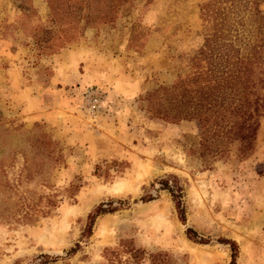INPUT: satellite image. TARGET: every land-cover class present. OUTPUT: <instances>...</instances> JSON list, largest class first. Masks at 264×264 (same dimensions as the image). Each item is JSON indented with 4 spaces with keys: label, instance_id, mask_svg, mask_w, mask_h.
Here are the masks:
<instances>
[{
    "label": "rangeland",
    "instance_id": "374dc122",
    "mask_svg": "<svg viewBox=\"0 0 264 264\" xmlns=\"http://www.w3.org/2000/svg\"><path fill=\"white\" fill-rule=\"evenodd\" d=\"M203 1L135 0L110 25L41 57L29 36L45 24V1L23 13L0 0V264H229L224 239L236 245L234 264H264V116L248 157L231 149L204 168L185 152L196 122L141 110L144 94L188 73L208 29ZM171 175L183 223L159 184ZM98 205L113 211L86 236Z\"/></svg>",
    "mask_w": 264,
    "mask_h": 264
},
{
    "label": "trees",
    "instance_id": "16d2710c",
    "mask_svg": "<svg viewBox=\"0 0 264 264\" xmlns=\"http://www.w3.org/2000/svg\"><path fill=\"white\" fill-rule=\"evenodd\" d=\"M13 1L23 13L30 11L31 0ZM44 1L45 24L35 25L29 36L36 55L41 57L76 43L87 28L110 25L135 0ZM198 17L208 29L188 73L178 76L171 85L158 86L144 94L140 102L147 119L166 124L196 122L198 132L188 138L185 152L207 168L226 158L231 149L239 159L253 151L259 120L264 116V0H205L198 6ZM38 141L48 161L53 166L59 164L60 150L55 149L56 144L43 133ZM159 184L169 194L177 218L183 223L179 180L171 175L160 179ZM5 187L7 184L0 181V194L6 193ZM111 211L101 205L95 207L88 216L84 235H89L97 216ZM30 218V214H24L23 219ZM185 236L198 244L207 243L190 229H186ZM219 243L229 246V264H234L235 243L226 239Z\"/></svg>",
    "mask_w": 264,
    "mask_h": 264
},
{
    "label": "bare ground",
    "instance_id": "6f19581e",
    "mask_svg": "<svg viewBox=\"0 0 264 264\" xmlns=\"http://www.w3.org/2000/svg\"><path fill=\"white\" fill-rule=\"evenodd\" d=\"M124 189H121V188L119 189L117 187H114L110 192L112 194H121V193L124 194L126 192V190H124Z\"/></svg>",
    "mask_w": 264,
    "mask_h": 264
}]
</instances>
